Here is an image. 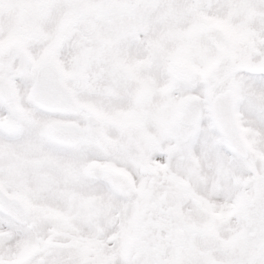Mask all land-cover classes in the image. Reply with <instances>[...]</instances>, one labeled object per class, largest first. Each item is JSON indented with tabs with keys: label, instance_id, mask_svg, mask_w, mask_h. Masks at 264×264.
<instances>
[{
	"label": "snow or ice",
	"instance_id": "1",
	"mask_svg": "<svg viewBox=\"0 0 264 264\" xmlns=\"http://www.w3.org/2000/svg\"><path fill=\"white\" fill-rule=\"evenodd\" d=\"M0 264H264V0H0Z\"/></svg>",
	"mask_w": 264,
	"mask_h": 264
}]
</instances>
